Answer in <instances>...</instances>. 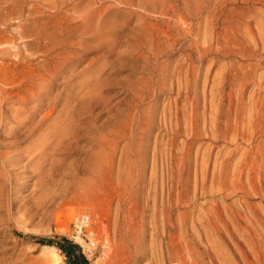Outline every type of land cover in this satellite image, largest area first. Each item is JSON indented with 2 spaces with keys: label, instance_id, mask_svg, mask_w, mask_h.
<instances>
[{
  "label": "bare ground",
  "instance_id": "obj_1",
  "mask_svg": "<svg viewBox=\"0 0 264 264\" xmlns=\"http://www.w3.org/2000/svg\"><path fill=\"white\" fill-rule=\"evenodd\" d=\"M28 1L33 4L25 16ZM46 1L51 3L52 13L49 15H46L43 9V0H9L6 6L0 3V26L8 24L14 27V35L17 37L11 40L0 36V60H12L8 65L0 62V128L5 123L16 124L21 119L30 118L32 112L53 92L51 88H58L55 87L57 82L63 86L72 82L77 77V74H73L74 54L89 47L83 36L89 32L99 36L101 31L100 24L107 11L105 0H78L64 12L61 7L64 8L66 0L61 4L53 3L54 0ZM118 1L125 8L137 7L138 16L148 29L147 36L136 34L134 40L140 48L148 51L142 54L148 62L146 71L149 77L140 80L141 83L131 89L134 90L135 112L125 113L128 115L118 119L117 125H110L113 132L121 136L125 130L130 129L131 139L134 141L142 131H153L154 106L148 105L155 98L151 86L157 82L166 87L170 84V90L174 91L176 96L173 103L164 107L163 114L165 127L173 136L169 143L176 146L177 139H183L182 148L176 158L180 159L184 166L189 164L192 151L199 143L196 163L200 165L199 169L206 184L211 156L218 149L214 159L212 186L219 184V190L224 193V207L216 205L215 217L223 221L225 211L227 212L229 207L233 210L232 227L229 222L226 224L227 234L235 252L228 251L225 257L215 246L208 245L201 249L187 241L179 244L171 241L168 245L170 264H237L235 260L238 257L241 259L240 264H264V0H195L196 3L185 0L187 13L178 8L177 3L166 0L162 3H159V0H142L137 3L134 0ZM48 3L45 4L49 6ZM160 15L162 20L167 22L166 28L159 24ZM98 16L100 24L95 25ZM24 19L26 22H22ZM103 38L105 40L101 41V44L109 40ZM182 40L185 41L184 45L181 44L185 51L184 61H179L174 67L168 54ZM161 57L166 59L160 61ZM206 63L209 65L205 72ZM13 65L15 67L11 68ZM64 73L69 75L60 81ZM86 80L89 85L93 84L92 77ZM48 86L50 89L45 94ZM91 86L90 88L93 87ZM91 90L86 96L93 95ZM91 100L89 98V101ZM15 102H20L24 107L17 109V113L13 115L10 109ZM61 104L63 107L58 109V116L54 123H51L52 129L49 132L54 133L53 135L60 139L59 142L64 143L69 139L66 137L70 135L68 132L74 121L69 119L71 108L67 101L65 103L57 98L53 107L58 108ZM41 122L31 129V134L41 129ZM100 136V150L96 151L95 156L93 154L94 158H91L92 161L82 177L75 176L67 185L58 189L43 184L35 188L41 191L50 203L49 206L57 212V223L63 221V214L58 210L71 203L81 205L82 211L76 216L71 215L68 221L76 225L79 234L87 231L98 236V247L100 246L102 254L107 258L104 264H133L131 254L122 255L116 249L118 240L115 237L119 234L118 238L122 242L124 239V222L122 219L117 220L114 236L109 216L114 203V197L111 195L115 190L117 192L116 184L122 185L125 194L120 192L118 213L128 212L124 217L128 222L127 231H132L139 224L135 211L139 207L137 191L140 170L135 162L128 165L121 158L116 171L115 160L112 158L119 150L120 142H115L106 134ZM48 137L49 133L44 135L39 144L29 145L19 157L0 152V198L7 195L6 189L11 191L10 185L13 180L18 179L19 175L15 172L18 161L23 156L38 151L43 140ZM40 152L33 158L36 162L49 151L44 149ZM41 168L40 165L35 171L39 172ZM186 170L187 168L178 174L179 178ZM53 175L55 173H52ZM231 197L236 199L228 203L227 200ZM176 202H179V207H189V202L186 198H181V195ZM10 211L9 206L8 212ZM184 214L186 217L187 213ZM216 220L213 218L209 221L217 232H220ZM169 237L170 240L175 237L171 231ZM78 240L82 238L79 236ZM129 241L131 242L130 239ZM44 248L42 255H53L51 261L54 264H63L55 246ZM44 263L45 259L38 260V264Z\"/></svg>",
  "mask_w": 264,
  "mask_h": 264
},
{
  "label": "rangeland",
  "instance_id": "obj_2",
  "mask_svg": "<svg viewBox=\"0 0 264 264\" xmlns=\"http://www.w3.org/2000/svg\"><path fill=\"white\" fill-rule=\"evenodd\" d=\"M8 1L0 0V3L6 6L9 3ZM62 1L64 0H54L53 3L61 4ZM66 1V7L60 6L62 12L67 11L66 8L78 2V0ZM134 1L137 3L142 0ZM163 1L165 0H159V3ZM191 1L196 3L195 0ZM48 2L43 0V9H45L46 15L52 13L50 9L51 3ZM166 2L177 3L178 8L183 9L187 13L185 10V0H166ZM45 3H48L49 6ZM105 3L107 5L105 19L101 24L98 20L100 16L95 20V25L100 24L101 27L99 36H96L94 32L85 34L83 36L85 37L84 41L87 47L89 46L86 48L87 51L78 50L74 54L75 58L72 60V63L75 65V70L73 74H77V77L68 83L67 86H63V84L57 82L58 84L56 83L55 87L57 86L58 88H51L53 92L49 93L50 96L43 101V104L32 112L30 118L21 119L16 124L5 123L0 128V152H7L11 157H19L21 152L29 145L39 144L44 135L49 133V137L43 140L41 147L38 149L39 152L35 150L33 154L25 155L18 161L15 167V172L19 175L18 179L13 180L12 185H10L11 191L6 189L7 195L0 198V264H38L39 259H45L44 264H54L51 261L54 258L53 255H42L46 246H55L57 248L56 252L62 258V263L70 264L68 257L58 247L61 244H66L65 239L80 247L79 250H76V253L79 255L84 254L89 264H104L107 261L105 255L102 254L103 251L100 249V246L98 247V236L87 231L79 234L76 225L68 221L71 215L74 214L76 216L82 211L81 205L79 203H71L64 206L63 209L58 210L59 213L63 214V221L57 223V212L49 206L50 203L46 201V198L40 193L41 191L35 188L37 185L41 186L43 184L44 186L51 185L53 188L58 189L67 185L75 176L82 177V174L86 171V167H88L94 158L93 154L95 156L100 150L99 138L102 134L108 135L115 142H120V148L115 152L114 158H112L113 161L115 160L116 171L121 158L128 165L135 162L140 170L137 191L139 207L135 211L138 214L136 221L139 224L132 231H127L128 222L124 220L125 213L127 214L128 212L122 211L118 213L117 210L120 192L125 194L124 187L116 184L117 192L115 190L111 195L114 197L113 207L109 216L112 234L114 236L116 234L115 224L117 220L122 219L125 225L122 233L123 242L118 238L119 234L115 237L118 240L117 252L120 251L122 255L131 254L133 264H170L168 245L171 241L176 244L187 241L196 244L201 249H204L208 245L215 246L226 257L228 251L230 253L235 252L227 234L228 228L226 224L229 222V225L232 227L231 218L233 210L229 207L227 212L225 211L223 221L215 217L216 205L224 207V193L219 190V184L215 187L212 186L214 159L218 149L211 156L208 169L209 177L206 184L199 169L200 165L198 166L196 163L199 143L192 151L189 164L184 166L180 162L181 160L176 158V155H179L177 153L182 148L183 139L179 137L176 146H172L169 143L170 138L173 136L165 127V117L163 114L164 107L173 103V98L176 96L174 91L170 90L171 85L169 84L166 87L161 82H157L154 85L156 86L155 88L151 86L152 95L155 98L148 105L154 106L155 129L153 131H142L132 141V130H125L123 133L125 136L121 135V137L114 133L113 127L110 126L117 125L118 119L128 115H125V113L135 112L133 109L135 104L134 90L131 89H135L134 87L149 77V73L146 71L148 62L143 57V54L148 53V51L140 48L139 44L134 40L136 34L147 36L148 29L142 23L141 17L138 16L139 11L137 7H129L130 9L125 8L124 5L122 7L118 0H105ZM32 4L33 2L31 1L27 2L25 16L28 15ZM25 20H22V22H26ZM161 20L162 16L160 15L159 24L166 28L167 22ZM0 27V36H6L7 39L11 40L17 38L14 35V27L8 24ZM171 27H174L173 22ZM204 29L205 24H203ZM94 35L96 38L93 37ZM103 37L109 40L101 44V41L105 40ZM100 38L103 39L101 40ZM184 42L182 40L180 44H177L170 51L172 54H168L174 67L179 61H184L185 51L181 47V44ZM106 59L110 63L106 62ZM163 59L165 60L166 57H161L160 61ZM0 62L8 65L12 60L1 59ZM208 65L209 63L205 64V72ZM13 67L15 65L11 66V68ZM63 75L60 81L65 80V76H68L69 73H64ZM91 77L93 78L94 85H89L86 82V79ZM95 81L97 82L95 83ZM203 83L204 77L201 82L202 89L204 87ZM94 88L95 90L93 91ZM48 89H50V86L45 89V94L48 92ZM82 89L84 90L81 91ZM90 90L93 92V95L89 96L90 94H88L86 96ZM80 95H83V97ZM57 98H60L65 103L66 101L68 102L71 108L69 119H73L74 121L72 122V128L68 132V135H70L66 137L69 139L65 138L64 143L59 142L60 139L56 138L53 135L54 133L49 132L52 129L51 123H54L56 116H58V109L63 107L62 104L58 108L53 107ZM89 98L92 100L89 101ZM13 107L11 108L13 110L10 109V112L15 115L17 109H22L24 105L20 102H15ZM42 120L43 122H41ZM40 122L42 124L41 129H37L32 135L30 133L31 129L39 125ZM111 131L113 133L110 134ZM133 143L134 147H132ZM45 146L48 147L46 148ZM44 149H47L49 152L36 162L33 158ZM111 151H113V148H111ZM40 165L42 168L39 170V175V172L35 171V169ZM185 168H187L185 174L179 178L178 174ZM53 169L54 171H52ZM52 173H55V175L52 176ZM179 195H181V198H186L189 202L188 208L179 207V202H176ZM231 198L227 200L228 203H232L236 199V197ZM9 206L11 207L10 213L8 212ZM184 213H187L186 217ZM116 217L118 218L116 219ZM213 218L217 219L216 222L221 230L220 232H217L213 227V223L209 221ZM170 231L175 236L173 240H170ZM79 236L82 240H78ZM124 242L125 244H123ZM239 262H241L240 257L235 260V263L238 264Z\"/></svg>",
  "mask_w": 264,
  "mask_h": 264
},
{
  "label": "trees",
  "instance_id": "obj_3",
  "mask_svg": "<svg viewBox=\"0 0 264 264\" xmlns=\"http://www.w3.org/2000/svg\"><path fill=\"white\" fill-rule=\"evenodd\" d=\"M66 244L59 245V249L68 257L70 264H89V261L84 254H77L76 250L80 247L76 244H72L71 241L65 239Z\"/></svg>",
  "mask_w": 264,
  "mask_h": 264
}]
</instances>
